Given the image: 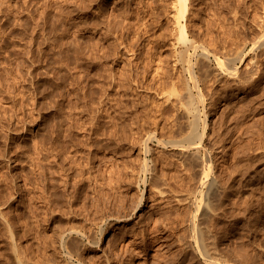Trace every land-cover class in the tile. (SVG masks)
Instances as JSON below:
<instances>
[{
    "label": "rangeland",
    "instance_id": "obj_1",
    "mask_svg": "<svg viewBox=\"0 0 264 264\" xmlns=\"http://www.w3.org/2000/svg\"><path fill=\"white\" fill-rule=\"evenodd\" d=\"M211 1L210 2L209 0L204 1L205 3H208V2L209 3L206 4L207 5L206 8H208V10L204 9L205 10V11L203 10L204 13L203 12L201 13L202 16L204 15L205 18L210 17V14L212 15L215 8H218V10L221 8L222 10L221 9L220 10L222 11V14L229 16L227 21L231 22V23L229 22L226 23L228 24L227 28H229L233 24V21H232L233 19L231 18L234 15L233 12H235V14H236V11L240 12L238 15H241V17L245 15L244 12L247 13L246 17L248 20L244 16L245 18H243L242 21L246 20L247 23L249 24L250 21L253 19L251 18L249 20L250 17H253L254 14L256 17V15L260 13L259 11H261L262 13V8L264 4V0H242V2L241 0H239L241 3H244V4H241L239 1H238L239 2L238 4L237 0L236 1L233 0V2L232 0H226V1L224 0L227 3L221 0H220L221 2L219 0H214L216 1L215 3L214 1L213 2ZM223 2L225 4H223ZM228 2L230 4H228ZM210 3L211 5L209 6ZM216 3H221L223 4V6L221 4L218 5ZM226 4H228V6L231 5L233 8H236L237 10L233 9L231 6L230 7L227 6L228 8H226ZM214 5H216V7ZM237 5L239 8H237ZM242 6H245V7H242ZM137 8L139 9V6L137 5V0H0V135H1L0 138L2 139V140L0 139V192H1L0 201L3 198L2 196L6 198V201L2 199V201L0 202V205H1L0 206V264H7V263L8 264H18V261L14 255V249H13L14 247H12L13 241H14L12 232L14 231H15L14 233L15 241L20 242L21 247L25 248V251L23 250L25 254L31 251L30 253L27 254L28 255L27 258L31 259L32 257V260L34 258L35 259L37 258V261L35 260L36 264L37 263L38 264H45V263L51 264L53 260H54L53 262L56 261L57 263L62 264V262H64L66 259L68 260H66L63 264H67V263L69 264L70 258L68 255L67 248L70 247L71 243L66 244V242L62 240V237H61L62 230L60 232L58 228H60L61 226L59 227L58 224L62 225L63 228H60V229H63V230L66 224L68 225L66 226L67 228L65 229L74 228L76 225H78L77 227H75L76 229L82 228L81 230H83L85 234L90 232L89 234H91V237H93L94 234L97 233L100 227V224H102L103 226L105 225V223H106L105 227L107 230L105 231L102 241L99 245L94 244L89 240L91 239L89 234L85 235V239H84L85 241L83 243L84 246L82 245V247L84 249L86 248V250H84L82 247L80 250L81 254L84 256L81 255V257H79V255L77 254L78 257L74 259L75 263L79 261L82 262L83 260V262L86 261L85 262L86 264H92V263L93 264L95 263L96 264H121V263L122 264H129V263L130 264H141V263L142 264H205L204 256L198 250L199 248H198L196 241L193 240V235L195 231H198L199 229L205 230V227H209L216 239L215 250L217 251L216 253L217 256L226 258L229 261H234L235 264H264V105H263L264 104V101H263L264 91H262L264 90V87H263L264 81L259 87L260 89L257 88L256 90L252 91L253 93L249 89L245 88V89L239 90L238 92L236 91L237 95H236V92H234L235 94L233 93V95L231 94L230 96L228 95L226 97H222V98L220 97V99L219 98L216 99L214 103L212 101L210 102L211 98L209 97V95H208V98L206 99L207 101L205 105L206 106L205 110L209 109L208 112H210L209 122H208L209 123L208 126L210 128L209 129L210 134L208 135L209 137H207V143L210 144L209 142H211L210 144L211 146L213 144L216 146L215 160L217 161L218 164L216 163L215 174L217 172L216 174L217 176L222 175V178L224 177V179H222L221 177L220 179L222 181V184H225V189H224L225 191L223 193L221 202L216 207L214 206L213 212L205 213L203 211H198L199 210L198 205H200L203 199L202 196L199 195V193L197 196H194L195 204L191 207L186 206L188 207L187 209L188 211H185L186 210L185 206L182 207L181 204H178L177 206L176 203H173V205L175 204L173 206L174 208L172 207L171 204L167 205L166 203H163L164 205L163 204L162 206L159 205V203L162 202V200L161 198L157 197V194H155V189L152 188V182H151L152 174L150 171H148L147 173V171L144 170L142 164H145V163H143V161L146 162L148 160L147 158H149L148 161H150V164H152L153 166H155L156 164L159 172L161 173L162 167H163V163H161L162 160L164 158H165L164 160L169 159L167 160L169 164L175 162L176 150H175V147L172 144H170L171 142H169V144H167L165 147L164 145H161L160 140L166 141L168 139L167 141H170L172 139V141H175V139L177 140L184 139V136H186V133L188 132L187 130L189 129V127H187V125L185 124L186 123L185 121H187V117H186V120L182 118V116L185 117V115H183V111L181 110V108L176 107L172 103L175 100V97L174 95L172 96L171 94L172 90L169 89L171 87V84H170L171 79H169L170 77L167 75L168 73H171L173 71V66L171 64L172 58H173L172 56L173 51L171 48L172 46L170 44V47H167V45L169 46V43H170V40H169L170 37L169 35H167L169 31L167 30L170 28L169 30L171 32V29H172V27H167V26H172V23H169V24L168 22L166 23L167 18H169V16L166 15V12H162V13H165V15L163 14L164 16L162 15V17L160 16L162 13L157 14V15H155L154 13V16L148 15L149 16L148 20H150L148 22L150 24L149 26L150 28L149 27L148 28L149 30H151L148 33V29H144V27H141L139 30L141 21L140 20L138 21L137 19L138 18ZM162 11H164V9ZM226 12L228 13L226 14ZM129 13H132V14L134 13L133 17H132V14L130 15ZM208 13L209 15H207ZM45 14H48V17L50 20L47 22L48 25L47 24L45 25V31H44V29H42L43 27L42 28H39V27L36 28V27L39 21L40 23L42 22L41 20ZM153 17L154 18L159 17L160 20L158 18V20H156L157 22L156 23ZM34 18L38 19V21L36 19L34 20ZM130 21H132L133 24L130 23ZM168 21L171 22L169 19ZM138 22L140 24L139 26H138ZM150 22L153 24V26H151ZM153 22H155L156 24ZM161 23H162V26H161ZM155 26H157V29ZM215 26L216 25H214V27ZM46 28L48 31L46 30ZM162 28L164 32H162L163 31ZM138 31L139 32L146 31V32H144L145 34L143 36V32L138 33ZM44 32L45 33L47 32L48 35L47 34L45 35ZM170 32L168 34H170ZM163 33H164V36H162ZM215 33H216L215 36L219 37L220 35L221 37V33H223V31L215 29ZM148 35L150 36L153 35V36L150 37ZM158 35L161 37H158ZM222 35H224V33ZM46 36L47 38H49L50 36V41L49 39H47L46 41ZM165 36H168V37L163 38ZM144 37H146L145 41L143 40ZM42 38H45V39H42ZM147 38L150 41H148ZM156 39L157 40L159 39L160 41L159 40L157 41ZM32 40L33 41L35 40V42L33 43ZM38 41H40V43L42 42L41 44L42 46L39 44ZM154 41H156V43ZM74 42L75 44L73 45ZM150 42L153 43L152 45H150V47L154 46L157 48V49L153 48L152 54L150 53V51H147L150 48V47L147 48L148 43ZM37 43L39 44V46H37ZM157 43H158V46H155L157 45ZM77 44L79 45V47H76L78 46ZM67 45H69V48ZM164 45H166V47ZM145 46H147L146 47L147 50ZM159 48L163 50H160ZM144 49L147 51L148 56L146 55V51ZM77 50H79L80 56ZM40 52H41V55H40ZM159 52L162 55H159L160 54ZM144 54L145 56H143ZM165 54H169L172 58H170L169 55H165ZM33 56H37V57H33ZM152 56H153V59H152ZM32 57L34 60L31 59ZM142 57H143V60H142ZM145 57L150 58V60L146 58V60L149 62L148 63L146 61L147 64H145L146 62H144ZM163 57H167V58L169 57V59L167 58L163 59ZM67 58H68V61L70 62V63L68 62V65L66 64ZM160 58L165 60L164 61L165 64L162 62V59ZM157 59L159 63H154L155 62L154 60H157ZM167 61L169 62V64ZM154 64L155 66H158L157 69L154 67ZM148 65L149 66L152 65V66L149 67ZM214 65H216V62H214ZM160 66L167 67V68L166 69L163 68L160 70ZM144 67L146 68L147 71L144 70L145 69ZM67 68L69 69L67 70ZM140 70L141 72H139ZM154 70L155 71L157 70L158 77L157 75L155 77L156 72H154ZM169 70L170 71L172 70V71L170 72ZM160 71L162 73L161 75H159ZM63 73L65 75V78L63 76ZM142 73L144 74L142 75ZM163 73L166 74L165 77H163L164 76ZM152 74L154 75V78L152 77ZM66 76L68 78H66ZM159 78H161L160 81H159ZM162 78L166 79V81H168L167 79H169L170 81L164 83L162 82ZM140 80L143 81L142 83L146 85L144 84L142 85ZM149 80L151 81V83ZM157 82H159L161 86H163L164 84V89L163 87L158 86L159 84ZM46 83L48 85H46ZM152 83H153V87H152ZM49 84L51 85V88ZM155 84L157 87L155 86ZM215 84H217V82ZM52 86H53V90L57 87L54 90V93H53V90H51ZM167 86L169 88H167ZM215 86L219 88L218 84ZM165 87L168 90H166ZM48 88L50 89L51 93L49 92ZM258 92L262 94H258ZM167 93L171 96V98ZM245 94L247 97L245 96ZM253 94H256V96ZM257 94L259 95V97L257 96ZM165 95L167 96V99ZM253 97L256 98L257 100L254 99ZM170 99H172L173 101ZM244 99L246 100V102L248 101L246 103L247 105L245 104ZM252 100H253V103H252ZM100 101H102L103 103ZM255 101L257 102V104L262 101L263 104L262 103L261 104L263 106H260L261 104L257 106ZM232 102L234 103V105ZM208 103L212 104V106L213 105L215 106L212 107L210 104L208 105ZM226 103L228 106L231 104L232 105L228 107ZM254 103L259 108L254 109V106H255ZM47 104H49V106ZM45 105H47L49 108ZM167 105L169 106L167 107ZM241 105L245 106L244 109ZM107 106L110 108H108ZM115 107L117 111H115ZM226 107L227 109L229 108L228 109L229 111L226 110ZM239 107L240 108L242 107L241 108L242 110ZM67 108L70 113L68 112ZM171 108H172V111H170ZM106 109L108 110L106 111ZM122 109L126 112H122V111L120 112H122L123 114L126 113L125 114L126 116L122 115V113H119L118 110H122ZM163 109L166 111H164ZM176 109L178 110V112H175L177 111ZM100 110H101V113H100ZM94 111L96 112L98 111L99 113L98 112L95 113ZM113 111L117 114L112 113ZM102 112L106 113L105 116L102 114ZM166 112L168 113L166 115L167 119L169 118L168 120H166V117L164 118V115L166 114ZM61 113L64 115H61ZM170 113H172L173 116L168 117V115H172ZM180 113H181V116L178 115L179 116L178 117L177 114H180ZM46 115H48L47 116L48 118L46 117ZM116 115L118 116L116 117ZM20 116H22V119ZM58 116L61 117L60 118L61 120L63 119L62 120L63 122L59 119ZM67 116L68 118H66ZM110 116L115 117L114 119L121 125V129H120V125L119 124L117 125V122L114 119L110 121L111 120ZM121 116H123V118ZM124 116H125V121H123ZM232 116H233V120H231ZM170 117H172L171 120H170ZM174 117H176L179 123H180V119L182 120L184 119L181 122L183 126L178 124V122L175 123L176 119ZM225 117L227 118V120L230 119V121H227ZM93 118L95 119L97 118L96 121ZM20 119L23 121H21ZM55 119H56V122H54ZM64 119L65 120L67 119V120L64 121ZM71 119H72L71 123L73 122L72 124H70ZM101 119H103L102 120L103 122L101 121ZM164 119L168 121L167 124L165 123L166 121ZM49 120H51V124H52V121L54 124L52 125L49 124L50 122ZM97 120L100 122L98 123ZM9 121H11V123ZM119 121L122 123H120ZM225 121L226 123H224ZM91 122H95L96 124L91 123ZM113 122H114V125H113ZM123 122L125 126V127L123 126L124 128L122 127ZM100 123L103 125L101 126ZM47 124H49L50 126ZM77 124H79L80 126L79 125L76 126ZM85 124L86 126H83ZM104 124L106 125V127ZM110 124H111V128H110ZM9 125H12V127L14 126V128L9 127ZM53 125H56V126H53ZM61 125H64L67 128ZM68 125L70 126L71 129H69ZM49 127H51V129L52 128L55 129L56 132L53 129L52 131ZM61 127H63V129ZM84 127H87V128H84ZM94 127L96 129L98 128L97 130L99 133ZM212 127H214L213 132L211 131ZM48 128L50 129V132L52 131L51 132L52 134H50ZM57 128H58V131L56 130ZM46 129H47V132H46ZM107 129L109 130L106 131ZM110 129L114 131L112 132ZM215 129H220V130L216 131ZM67 130L69 131L67 132ZM70 130L73 133L70 134ZM100 130L102 131V133ZM115 130H116V133L119 134L117 137H116L117 134L114 133ZM119 130H121V133H118L120 132ZM104 131L108 133L106 134ZM150 132L152 133L154 132L155 136L151 140V145H153L152 151L148 153L146 152L145 148H143L142 140L143 138L144 139L147 138ZM54 133L55 135H53ZM60 133L62 135H59ZM94 133L98 136H96ZM109 133H112V134L114 133L113 134L114 136L111 134V137H110ZM93 134H94L93 136L94 139L92 137ZM214 134L215 136H213ZM52 135L54 137H52ZM56 135H59L60 138ZM73 135L76 136L75 139H77L79 142L76 141L75 139H74L75 142H73L74 141L72 139L74 138ZM139 135L142 137H140ZM85 136L86 137L90 136L92 139L90 137L89 139L84 138ZM101 136H105V137L103 138ZM137 136L139 138H137ZM46 137L50 141L51 139L54 138L55 142L48 141ZM62 137L64 139L66 137L65 141H62L63 139ZM157 138L160 140H158ZM56 139H58L59 142ZM95 139L99 141L100 146H99L98 141H95ZM102 139H105V140H102ZM139 139H142L140 140L141 143ZM215 139H217L216 140L217 142L215 141ZM66 141L69 144H67ZM69 141L72 142V146ZM107 141H109V143H107ZM212 141H215V142L212 143ZM42 142L43 144H45L44 146ZM49 143L51 146L55 144L54 145L55 148L52 149L54 146L51 148ZM82 143H84L85 145L83 146ZM215 143H218V144H215ZM65 144H66V147L64 146ZM76 144L77 145L80 144V145L77 146ZM88 144H90L91 146ZM93 144L94 146H92ZM101 144L103 148L101 147ZM108 144L111 146H109ZM46 145L50 146V148L49 147L47 148ZM5 146H7L8 148L9 146L11 147L9 149L11 150L10 154L12 153L11 155H13L11 156L13 157L12 158L13 160H11L10 162L4 156H2L4 152L3 147ZM59 147H61V150ZM67 147H68V150H67ZM76 147L78 148V151ZM51 149L54 151L56 150V152L53 151L52 153ZM65 149L66 151H64ZM49 150L51 151L48 152ZM84 150L86 151L84 152ZM95 150H98V151L96 152ZM28 151L30 154L28 153ZM67 151L71 153V156L72 154L76 153L77 155L74 154L76 157H74V155L70 157V153ZM79 151H81L80 154H83L82 156L78 153ZM94 151L96 152V154ZM87 153L88 155L90 154V156L92 157L88 156ZM31 154L33 155V157H35L34 158L35 160L33 159L30 160V158H33ZM45 154L47 156H45ZM65 154L68 157H65ZM57 155H60V156H57ZM85 155L87 158H85ZM39 156L42 159H39L38 158ZM77 156L78 157L81 156L79 157L81 160ZM160 156L162 157V159ZM25 158L28 159L29 161H27ZM90 158L91 159L94 158V159L91 161ZM48 159L50 163L47 162ZM157 159L160 161H157ZM57 160L58 161L61 160V161L58 162ZM65 161H67V163H65ZM77 161H78V164H80V166L79 165L75 166ZM85 161L90 162V163L88 162L89 164V166L87 165L88 167L85 166L84 164ZM155 161H157L158 163ZM37 162L39 164H37ZM68 162H69V165H68ZM36 164L39 166H37ZM64 164L65 165L67 164L68 166H65ZM32 165L34 166L35 170ZM50 165L54 169H52ZM71 165L72 167L75 166V168L74 167L72 168ZM171 165L172 164H170V166ZM36 166L38 168H36ZM78 166L80 168L82 167L81 170ZM90 166L91 167L93 166V167L91 168ZM30 167L33 169L31 170ZM49 167H50V171H49ZM84 168L86 171L84 170ZM72 170L73 171L77 170L80 172V174H77L79 172L77 171L73 172ZM52 171H54L53 172L54 177L52 176ZM38 172L41 174H39ZM49 172L51 173L50 177L48 176V174L50 175ZM65 172L67 176L64 175ZM87 172L91 175V177L90 175H88ZM218 172L219 174L220 173L222 174L219 175ZM70 173L73 175L74 178L72 177ZM81 173L82 174L84 173L82 175V178H81ZM46 174L48 177H46ZM92 174L94 175V177H92L93 176ZM97 174H99V176H97ZM57 175H59V178ZM55 176H56V179H58L57 181H55ZM62 176H65V177H62ZM75 176L78 177V179L81 178L82 181L80 179L76 180ZM95 176H97L98 179ZM59 180H62L60 181L61 185L59 183ZM63 180L65 181L66 185L64 184ZM68 180H71V181L73 180V182L78 183V185ZM79 181H81V186H80ZM56 182L59 184V186ZM20 183H21V186H20ZM49 183L51 186L49 185ZM71 184L73 185V190H71L70 192L69 190L72 187ZM48 185L51 190H49ZM91 185L93 186V188ZM95 185L99 189L97 188L94 189ZM74 188L76 189L78 188L77 190L79 191H77ZM183 188L184 190L187 189L188 185L185 184ZM17 189H19V191ZM151 189L153 192L151 191ZM9 191H10V194L8 195ZM72 192H73V195L71 194ZM48 193L51 194V196L53 197H51ZM11 194H13V197H11L12 196ZM9 196L12 199H10ZM57 196H59V198H57ZM74 196L77 198L75 199ZM120 197L121 198L124 197V199H122L123 203ZM18 198H21V200ZM54 199L55 201L57 200L56 201L57 203L53 201ZM120 200H121V203H120ZM138 201L142 202V206L136 209L137 207L136 205H138L136 203H138ZM2 202L5 203L4 206H3L4 203ZM53 202H55L56 204H53ZM58 202L60 203V205ZM105 205L109 207L107 208ZM124 205H125V208H124ZM133 205L136 207L133 208L132 207ZM97 206L99 210L98 208H96ZM113 206L115 209H111L113 208ZM118 206H120L121 209ZM104 207H106L107 209ZM117 207L120 210H117L118 209ZM169 207L171 208L169 209ZM190 208L192 209L190 210ZM3 209L5 211H3ZM76 209L79 214H77ZM122 209H123V212H121ZM1 210L3 211L4 215L2 214ZM133 210H135V214ZM161 210L164 211L162 212L163 214L166 213V215L164 214L165 217L160 212ZM167 210L168 211L170 210V211L167 212ZM189 210H190V213H189ZM105 211H106V214H105ZM125 211L126 213L127 212L129 213V211L130 213L132 212V214L129 213V216L131 215V219H126L122 221L114 220L113 222H111L113 224L110 223L111 226L108 225L109 218L111 216H115L112 213L119 215L121 213L124 214ZM158 212H160V214ZM107 214L109 215V217ZM148 215L150 216L154 215L155 218L157 217L158 218L157 220H155V218H152V216L150 217ZM159 215H162V216H159ZM101 216H103L104 219ZM6 217L7 218L9 217V218L6 219ZM11 217H12V220L10 219ZM91 217H92V222L90 220ZM100 217L102 219L99 220ZM147 218H149L152 221H149V219ZM94 220L95 221L97 220L98 222L96 221L97 222L96 223ZM153 220H155V222H158L156 223L158 225L156 229L157 228L158 229L157 230L155 229L156 231L151 232L149 231L148 226L146 225L147 224L149 225L150 223L154 224ZM10 221H12L13 223H10ZM74 221L75 222L79 221V222L74 224L75 226H73ZM62 223L64 224V226ZM71 223L73 227L69 225ZM12 225L15 228H13ZM80 226L82 227L80 228ZM92 228H95V229H92ZM140 228H142V230H140ZM119 229H121L122 232ZM124 229L125 230L127 229V230L124 231ZM131 229L132 231L134 230V232H132ZM92 230L94 232H92ZM137 231H139V233ZM59 232L61 234H58ZM123 232H125L124 236L122 234ZM142 232L143 234L139 235ZM136 234L137 236L134 237V235ZM19 235H20V238H19ZM49 236L54 237V238L50 239ZM145 236H146V240H145ZM117 237H121L122 239L126 237L127 241L133 238L134 243L132 244V246L136 247V250L138 249L137 250L138 252L135 249L133 251L129 250V252L124 251L121 246V243L123 242V240L121 238L117 239ZM137 239H139V241ZM142 239L145 242H143ZM8 240L10 241L7 242ZM54 240L56 241L57 244L54 243L55 242ZM10 242H11V245H10ZM43 242H47L46 245L48 246L45 247V243ZM41 244H42V248L40 246ZM60 245H62L63 247ZM66 245L67 247H65ZM136 245L138 246V248ZM109 247L111 248V251L114 253L110 251ZM120 247L122 250V254L124 252L123 255H121ZM56 248L57 249L59 248V250L61 251L56 250ZM26 249H28L27 250L28 252L26 251ZM114 249H116L117 251ZM139 250L140 252H143L140 255H139ZM32 251L33 253H35V255L32 253ZM43 251L46 253L48 258L45 257L46 255L45 253H43ZM50 251L53 252L52 255H53V258L55 257L54 259H52V255ZM54 251L55 252L57 251L55 255H54L55 253ZM109 252L110 254H112L111 256ZM117 252L120 254V255L118 254L119 258L117 256ZM129 253H131L132 255ZM13 255L15 258L13 257ZM95 255H98L99 257H97L96 259ZM114 255H116V259H114L115 258ZM7 257L9 260L7 259ZM56 257L57 258L59 257V259H57ZM85 257L87 258V260H85ZM42 258L44 260L46 259V261L45 262L44 260L42 261L41 260ZM47 259H49L51 263L49 260L48 262ZM93 259H96L94 260L95 262L93 261ZM32 260H29L31 261V264L34 263V260L33 261ZM125 260H128L129 262ZM119 261L121 262L119 263Z\"/></svg>",
    "mask_w": 264,
    "mask_h": 264
},
{
    "label": "bare ground",
    "instance_id": "obj_2",
    "mask_svg": "<svg viewBox=\"0 0 264 264\" xmlns=\"http://www.w3.org/2000/svg\"><path fill=\"white\" fill-rule=\"evenodd\" d=\"M204 1H208V0H137V5L139 6V9H138V21L140 20L141 21V25L139 24V22H138V26H139V30H140V28L141 27H144V29H148V33H149V31H151V30H149V26H150V24L148 23L150 20H148V17L149 16H154V13H155V15H157V14H161L162 12H166V15H168L169 16V18H167V21H166V23L168 22V24L169 23H172V26H167V27H172V29H171V32H170V28L167 30V31H169L170 32V34H168L167 33V35H169V37H170V43H169V46L167 45V47H170V44H171V48H172V51H173V53H172V56H173V58L170 56L171 55V53H170V55L169 54H165V55H169L170 56V58H172V62H171V64H172V66H173V71L171 72L170 70V72L171 73H168V75L167 76H169L170 78L169 79H171V87H172V89H171V87L169 88L168 86H167V88H169L170 90H172V96L174 95V97H175V100L173 101L172 99H170V100H172L173 102V104L176 106V107H180L181 108V110L183 111V115H185V117H183L182 116V118H184L185 120H186V117H187V121H185L186 123V125H187V127H189V129L187 130L188 132L186 133V136H184V139H179V140H177V139H175V141H172V139L170 140V141H164V140H160V139H158V140H160V143H161V145H164L165 147H166V145L167 144H169V142H171L170 144H172L174 147H175V150H176V153H175V158H176V160H175V162H173V163H170V164H172L171 166H170V164L167 162V160H169V159H167V160H162V162L161 163H163V167H162V171H161V173L159 172V170H158V168H157V165L155 164V166H153L152 164H150V161H148L149 160V158H147L148 160L146 161V162H144L143 161V163H145V164H142L143 165V168H144V170L145 171H147V173H148V171H150L151 172V174H152V180H151V182H152V188H154L155 189V194H157V197H159V198H161V200H162V202H160L159 203V205H161L162 206V204L163 203H166L167 205L169 204H171L172 205V207L175 205H173V203H176L177 204V206H178V204H181L182 205V207H184L185 206V208H186V210L185 211H188L187 209H188V207L190 206H193L194 204H195V197L194 196H197L198 195V193H199V195H201L202 196V202L200 203V205H198V211H203V212H205V213H212L213 212V210H214V206L216 207L220 202H221V199H222V196H223V193H224V189H225V184H222V181H221V179H220V177L222 178V175L221 176H217L216 174H217V172H216V174H215V170H216V163H217V161L215 160V150H216V146L214 145H210L211 144V142H209L210 144H208L207 143V137H209L208 135L210 134V128H209V114H210V112H208V110H205L206 108V99L208 98V95H209V97L211 98V100H210V102L212 101L213 103L216 101V99H220V97L222 98V97H226V96H230L231 94L233 95V93L234 92H238L239 90H242V89H249L251 92L252 91H254V90H256L257 88H259L260 86H261V84L263 83V81H264V4H263V8H262V13H261V11H259L260 13H258L257 15L259 16H257L256 15V17H255V14L253 15V17H250L249 18V20L251 19V18H253L251 21H250V23L248 24L247 23V21L246 20H244V21H242V19L243 18H245L246 17V15H247V13H245L244 12V14L245 15H243V17H241V15H238L240 12H237L236 11V14H235V12H233L234 13V15H233V17H231L233 20V24L231 25V24H229V25H231L229 28H227L228 27V24H226V23H228L229 21H227L228 20V18H229V16H226V15H224V14H222V9L219 11L218 10V8H215V10L213 11V13H212V15L210 14V17H207V18H205V16L203 17L202 16V12L204 13V9H207L208 10V8H206V4H208L211 0H209V2L208 3H205ZM214 1V0H213ZM213 1H211V2H213ZM220 1V0H219ZM221 1H224V0H221ZM220 1V2H221ZM226 1V0H225ZM224 1V2H225ZM236 1V0H235ZM239 0H237V2H238ZM216 1H214V3H215ZM223 2V4H225V3H227V2H225L224 3ZM232 2H233V0H232ZM240 2V1H239ZM239 2H238V4H239ZM241 2H242V0H241ZM240 2V3H241ZM235 3V2H234ZM213 4V3H212ZM216 4H221V3H216ZM223 4H221L222 6H223ZM228 4H230L229 2H228ZM228 4H226V8H228V7H230V6H228ZM236 4V3H235ZM234 4V5H235ZM241 4H244V3H241ZM211 5V3L209 4V6ZM218 5H217V7H218ZM232 5H233V3H232ZM215 7H216V5H214ZM228 6V7H227ZM240 6V5H239ZM221 7V6H220ZM225 7V6H224ZM232 7V6H231ZM236 7V6H235ZM241 7V6H240ZM242 7H245V6H242ZM212 8V7H211ZM210 8V9H211ZM233 8V7H232ZM237 8H239L238 7V5H237ZM164 9V11H162ZM231 9V8H230ZM229 9V10H230ZM233 9H235V10H237L236 8H233ZM232 9V10H233ZM204 10V11H203ZM207 10H206V12H207ZM228 10V9H227ZM234 10V11H235ZM231 11V10H230ZM242 11V10H241ZM130 12V11H129ZM205 12V13H206ZM212 12V11H211ZM256 12H258V11H256ZM47 13V12H46ZM225 13V12H224ZM228 12H226V14H227ZM232 13V14H233ZM130 15L132 14V13H129ZM128 14V15H129ZM165 15V13H162L160 16L162 17V15ZM243 14V13H242ZM133 15H134V13L132 14V17H133ZM149 15V16H148ZM163 15V16H164ZM207 15H209V13L207 14ZM245 16V17H244ZM131 17V16H130ZM255 17V18H254ZM129 18V17H128ZM159 18V17H158ZM158 18H154L153 17V19L155 20V22H156V20H158ZM36 18H34V20H35ZM152 19V20H153ZM168 19L171 21V22H169L168 21ZM246 19H247V17H246ZM37 21H38V19H36ZM50 19H49V17H48V14H45L44 16H43V18H42V22L40 23V21L37 23V27L36 28H42V29H44V31H45V25L47 24V22L49 21ZM153 20V21H154ZM159 20H160V18H159ZM163 20V19H162ZM248 20V19H247ZM36 21V22H37ZM227 21V22H226ZM152 22V21H151ZM150 22V23H151ZM155 22H153V23H155ZM160 22V21H159ZM164 22V21H163ZM162 22V23H163ZM34 23H35V21H34ZM50 23H51V21H50ZM52 23H54V22H52ZM130 23H132L133 24V22L132 21H130ZM157 23V22H156ZM155 23V24H156ZM162 23H161V26H162ZM229 23H231V22H229ZM159 24V23H158ZM168 24H166V25H168ZM48 25V24H47ZM160 25V24H159ZM214 25H216L215 27H214ZM53 26H55V25H53ZM57 26V25H56ZM151 26H153V24L151 23ZM164 26V25H163ZM149 27V28H148ZM156 27V29H157V26H155ZM166 27V28H167ZM48 28V27H47ZM47 28H46V30H47ZM54 28V27H53ZM152 29V28H151ZM160 29V28H159ZM158 29V30H159ZM215 29L216 30H221V31H223V33H224V35H222L223 33H221V37H220V35H219V33H218V35H219V37L218 36H215L216 35V33H215ZM37 30V29H36ZM40 30V29H39ZM143 30V29H142ZM162 30H163V28H162ZM48 31V30H47ZM141 32V31H140ZM139 31H138V33H140ZM143 32V31H142ZM141 32V33H142ZM144 32H146V31H144ZM143 32V36H144V33ZM162 32H164V30L162 31ZM161 32V33H162ZM219 32V31H218ZM45 33V32H44ZM43 33V34H44ZM138 33H137V35H138ZM158 33V32H157ZM166 33V32H165ZM35 34V33H34ZM47 34V32L45 33V35ZM159 34V33H158ZM48 35V34H47ZM140 35V34H139ZM160 35V34H159ZM158 35V37H161V36H159ZM43 36V35H42ZM148 36H150V35H148ZM153 35H151L150 37H152ZM162 36H164V33H163V35ZM222 36H224V37H222ZM157 37V38H158ZM168 36H165V37H163V38H167ZM35 38V37H34ZM33 38V39H34ZM38 38V37H37ZM140 38H142V37H140ZM145 38L146 37H144V41H145ZM149 38V37H148ZM147 38V39H148ZM42 39H45V38H42ZM42 39H41V41H42ZM47 39H49V41H50V36H49V38H47V36H46V41H47ZM160 39H162V38H160ZM167 39V40H168ZM37 40V39H36ZM152 40H154V39H152ZM151 40V41H152ZM157 40V39H156ZM159 40V39H158ZM157 40V41H158ZM33 41V40H32ZM44 41V40H43ZM45 41V42H46ZM148 41H150L149 39H148ZM160 41V40H159ZM35 42V40L33 41V43ZM39 42V44L41 45L42 44V42L40 43V41H38ZM73 42V41H72ZM146 42H147V40H146ZM145 42V43H146ZM155 43H156V41H154ZM163 42V41H162ZM44 43V42H43ZM71 43V42H70ZM76 43H77V41H76ZM39 44L37 43V46H39ZM45 44V43H44ZM49 44H50V42H49ZM68 44H69V42H68ZM75 44V42L73 43V45ZM143 44H144V42H143ZM142 44V45H143ZM153 43H148V47L147 46H145V48L147 47V48H149L150 47V45H152ZM162 44V43H161ZM36 45V44H35ZM34 45V46H35ZM71 45V44H70ZM78 45V44H77ZM166 45H164L165 47H166ZM42 46V45H41ZM46 46V45H45ZM68 46V48H69V45H67ZM76 46V45H75ZM155 46H158V43H157V45H155ZM159 46H160V44H159ZM162 46V45H161ZM76 47H79V45L78 46H76ZM76 47H75V49H76ZM34 48V47H33ZM40 48V47H39ZM43 48V47H42ZM73 48H74V46H73ZM147 48H146V50H147ZM153 48H155V49H157L156 47H154V46H151L147 51H150V53L152 54L153 53ZM163 48V47H162ZM44 49H45V47H44ZM80 49H81V47H80ZM160 49V48H159ZM167 49V48H166ZM34 50V49H33ZM39 50V49H38ZM47 50V49H46ZM145 50V49H144ZM145 50V51H146ZM160 50H163V49H160ZM159 50V51H160ZM40 51V50H39ZM38 51V52H39ZM58 51V50H57ZM75 51V50H74ZM81 51V50H80ZM141 51V50H140ZM147 51H146V55H147ZM168 51V50H167ZM31 52V51H30ZM38 52H37V54H38ZM47 52V51H46ZM77 52H79V50H77ZM137 52V51H136ZM144 52V51H143ZM156 52H157V50H156ZM162 52V51H161ZM169 52H170V50H169ZM44 53V52H43ZM140 53V52H139ZM155 53V52H154ZM160 53V52H159ZM158 53V54H159ZM163 53V52H162ZM168 53V52H167ZM47 54V53H46ZM48 54H49V52H48ZM78 54V53H77ZM135 54H137V53H135ZM142 54V53H141ZM150 54V55H151ZM31 55H32V53H31ZM40 55H41V52H40ZM44 55V54H43ZM82 55V54H81ZM137 55H139V54H137ZM136 55V56H137ZM159 55H162L161 53L159 54ZM47 56V55H46ZM77 56V55H76ZM79 56H80V52H79ZM143 56H145V54L143 55ZM148 56V55H147ZM155 56V55H154ZM157 56V55H156ZM194 56V57H193ZM31 57V56H30ZM33 57H37V56H33ZM33 57L31 58V59H33ZM82 57V56H81ZM150 57V56H149ZM160 57H162V56H160ZM80 58V57H79ZM78 58V59H79ZM146 58H148V57H145V61L144 62H146L147 60H146ZM155 58V57H154ZM164 58H167V57H163V59ZM30 59V60H31ZM36 59V58H35ZM41 59H43V58H41ZM149 60H150V58H148ZM152 59H153V56H152ZM160 59H162V58H160ZM162 59V62L164 63V61L165 60H163ZM167 59H169V57L167 58ZM34 60V59H33ZM37 60H38V58H37ZM40 60V59H39ZM142 60H143V57H142ZM36 61V60H35ZM35 61H33V62H35ZM152 61V60H151ZM155 62L154 63H159V61H158V59L157 60H154ZM156 61H158V62H156ZM169 61V60H168ZM167 61V62H168ZM32 62V63H33ZM68 58H67V62H66V64L68 65ZM148 62V61H147ZM147 62L145 63V64H147ZM214 62H216V65H214ZM70 63V62H69ZM141 63H142V61H141ZM140 63V64H141ZM149 63V62H148ZM35 64V63H34ZM144 64V63H143ZM153 64V63H152ZM162 64V63H161ZM165 64V63H164ZM168 64H169V62H168ZM167 64V65H168ZM36 65V64H35ZM67 65H66V67H67ZM87 65V64H86ZM85 65V66H86ZM139 65V64H138ZM157 65V64H156ZM160 65V64H159ZM82 66V65H81ZM144 66V65H143ZM146 66V65H145ZM149 66V65H148ZM152 66V65H151ZM151 66H149V67H151ZM164 66H166V65H164ZM171 66V65H170ZM65 67V68H66ZM137 67V66H136ZM140 67V66H139ZM154 67L157 69V67L158 66H155V64H154ZM162 67V68H161ZM70 68V67H69ZM69 68H67V70L69 69ZM145 68V67H144ZM143 68V69H144ZM148 68V67H147ZM154 68V69H155ZM166 69L167 67H163V66H160V70L161 69ZM170 68V67H169ZM138 69H140V68H138ZM142 69V68H141ZM149 69V68H148ZM65 70V69H64ZM63 70V71H64ZM144 70H146V68L144 69ZM159 70V69H158ZM168 70V69H167ZM166 70V71H167ZM100 71V70H99ZM147 71V70H146ZM168 71V72H169ZM70 72V71H69ZM139 72H141V70L139 71ZM144 72V71H143ZM150 72H151V70H150ZM154 72H156V74H155V77H156V75H157V70L155 71L154 70ZM162 72H163V70H162ZM164 72H165V70H164ZM68 73V72H67ZM102 73V72H101ZM66 74V73H65ZM100 74V73H99ZM144 73H142V75H143ZM154 74V73H153ZM152 74V77L154 78V75ZM162 73H161V71H160V73H159V75H161ZM164 74V76L163 77H165L166 76V74L165 73H163ZM170 74V75H169ZM67 75V74H66ZM140 75V74H139ZM146 75V74H145ZM150 75V74H149ZM63 76H64V78H65V75H64V73H63ZM101 76H102V74H101ZM137 76H138V74H137ZM143 77V76H142ZM141 77V78H142ZM157 77H158V75H157ZM66 78H68L67 76H66ZM100 78V77H99ZM103 78V77H102ZM101 78V79H102ZM114 78V77H113ZM138 78V77H137ZM151 78V77H150ZM167 78V77H166ZM228 78V79H227ZM47 79V78H46ZM45 79V80H46ZM49 79V78H48ZM104 79V78H103ZM160 79L161 78H159V81H160ZM163 79L164 78H162V82H168V81H170L169 79H167L168 81H166V79H164V81H163ZM230 79V80H229ZM54 80V79H53ZM65 80V79H64ZM100 80V79H99ZM157 80V79H156ZM156 80H155V82H156ZM51 81V80H50ZM55 81V80H54ZM104 81V80H103ZM137 81H138V79H137ZM141 81V80H140ZM145 81V80H144ZM150 81V80H149ZM153 81V80H152ZM47 82V81H46ZM67 82V81H66ZM143 81H141V83H142ZM146 82H147V80H146ZM154 82V81H153ZM217 82V84H218V86H219V88H217L215 85H217V84H215ZM45 83V82H44ZM48 83H49V81H48ZM58 83V82H57ZM99 83H100V81H99ZM103 83V82H102ZM106 83V82H105ZM104 83V84H105ZM140 83V82H139ZM150 83H151V81H150ZM158 84H159V82H157ZM161 83V82H160ZM56 84V83H55ZM54 84V85H55ZM144 83H142V85H143ZM148 84H149V82H148ZM147 84V85H148ZM163 84V83H162ZM169 84V85H170ZM264 84V83H263ZM46 85H48L47 83H46ZM50 85V84H49ZM51 85H52V83H51ZM51 85H50V88H51ZM66 85H67V83H66ZM144 85H146V84H144ZM168 85V84H167ZM100 86H101V84H100ZM149 86V85H148ZM151 86V85H150ZM155 86H156V84H155ZM158 86H161L160 84L158 85ZM43 87V86H42ZM102 87H103V85H102ZM101 87V88H102ZM152 87H153V83H152ZM157 87V86H156ZM161 87H163V89H164V84H163V86H161ZM161 87H159V88H161ZM263 87H264V85H263ZM44 88V87H43ZM57 88V87H56ZM55 88V89H56ZM45 89V88H44ZM49 89V88H48ZM47 89V90H48ZM54 89V90H55ZM165 89H166V87H165ZM260 89V88H259ZM46 90V89H45ZM51 90H53V86H52V89ZM54 90H53V93H54ZM166 90H168V89H166ZM169 90V91H170ZM262 91H264V90H262ZM261 91V92H262ZM49 92H50V89H49ZM237 92H236V95H237ZM260 92V91H259ZM258 92V94H262V93H259ZM51 93V92H50ZM52 93V94H53ZM169 93V92H168ZM167 93V94H168ZM250 93V92H249ZM253 93V92H252ZM264 93V92H263ZM170 94V93H169ZM168 94V95H169ZM235 94V93H234ZM244 94V93H243ZM257 94V96L259 97V95ZM235 95V96H236ZM253 95H255L256 96V94H253ZM252 95V96H253ZM166 96V95H165ZM170 96V95H169ZM245 96H246V94H245ZM251 96V97H252ZM254 96V97H255ZM262 96V95H261ZM232 97V96H231ZM239 97V96H238ZM247 97V96H246ZM253 97V98H254ZM104 98V97H103ZM102 98V99H103ZM170 98H171V96H170ZM173 98V97H172ZM243 98V97H242ZM250 98V97H249ZM252 98V99H253ZM101 99V100H102ZM166 99H167V96H166ZM168 99H169V97H168ZM229 99V98H228ZM254 99H256V98H254ZM253 99V100H254ZM224 100V99H223ZM245 100V99H244ZM247 100H248V98H247ZM253 100H252V103H253ZM257 100V99H256ZM105 101V100H104ZM167 101H169V100H167ZM235 101V100H234ZM259 101V100H258ZM264 101V100H263ZM100 102H102V101H100ZM107 102V101H106ZM109 102V101H108ZM226 102V101H225ZM229 102V101H228ZM238 102V101H237ZM248 102V101H247ZM246 102V100H245V104L247 103ZM250 102V101H249ZM256 102V101H255ZM103 103V102H102ZM111 103V102H110ZM165 103H166V101H165ZM217 103V102H216ZM233 103V102H232ZM239 103V102H238ZM241 103V102H240ZM244 103V102H243ZM242 103V104H243ZM251 103V102H250ZM262 103V101L260 102V103H258L257 104V102H256V104H257V106L258 105H260ZM107 104V103H106ZM117 104V103H116ZM171 104V103H170ZM169 104V105H170ZM210 103H208V105H209ZM244 104V105H245ZM255 104V103H254ZM256 104H255V106H254V109H256V108H259V107H257L256 106ZM263 104V103H262ZM260 105V106H263V105ZM48 106H49V104H47ZM47 105H45V106H47ZM101 105V104H100ZM118 105V104H117ZM169 105H167V107L169 106ZM211 106H212V104H210ZM226 105H227V103H226ZM232 105V104H231ZM231 105H229V106H231ZM233 105H234V103H233ZM236 105H238V104H236ZM242 106L243 107V109H244V107L245 106ZM247 105V104H246ZM252 105V104H251ZM47 106V107H48ZM112 106V105H111ZM174 106V107H175ZM204 106V107H203ZM213 106H215V105H213ZM212 106V107H213ZM217 106V105H216ZM228 106V105H227ZM228 106V107H229ZM249 106V105H248ZM108 107V106H107ZM117 107H119V106H117ZM166 107V108H167ZM172 107V106H171ZM238 107V106H237ZM241 107V108H242ZM251 107V106H250ZM46 108V107H45ZM49 108V107H48ZM51 108V107H50ZM102 108V107H101ZM108 108H110V107H108ZM113 108H114V106H113ZM164 108V107H163ZM232 108V107H231ZM235 108V107H234ZM240 108V107H239ZM240 108V109H241ZM247 108V107H246ZM245 108V109H246ZM120 109V108H119ZM162 109V108H161ZM178 109V108H177ZM176 109V110H177ZM229 109V108H228ZM227 109V107H226V110H228ZM238 109V108H237ZM49 110V109H48ZM64 110V109H63ZM67 110H68V108H67ZM98 110V109H97ZM108 109H106V111H107ZM110 110V109H109ZM164 110V109H163ZM213 110V109H212ZM231 110V109H230ZM242 110V109H241ZM47 111V110H46ZM65 111V110H64ZM115 111H117V109H116V107H115ZM119 111V113H122V112H126V111H124L123 109L122 110H118ZM120 111H122V112H120ZM164 111H166V110H164ZM168 111V110H167ZM170 111H172V108H171V110ZM173 111H175V110H173ZM181 111V112H182ZM211 111V110H210ZM229 111V110H228ZM48 112V111H47ZM68 112H69V110H68ZM95 113H97L96 111H94ZM109 112V111H108ZM169 112V111H168ZM175 112H178V110L177 111H175ZM63 113V112H62ZM61 113V115H64V114H62ZM70 113V112H69ZM68 113V114H69ZM99 113V112H98ZM100 113H101V110H100ZM112 113H114V114H117V113H115L114 111L112 112ZM172 113H174V112H172ZM172 113H170V114H172ZM49 114H51V113H49ZM66 114V113H65ZM67 114V115H68ZM94 114V113H93ZM102 114L105 116V112L103 113L102 112ZM110 114V113H109ZM108 114V115H109ZM126 113H122V115H125ZM128 114V113H127ZM168 113L166 112V114L164 115V118L166 117V120H168L167 119V115ZM45 115V114H44ZM54 115V114H53ZM98 115V114H97ZM107 115V116H108ZM119 115V114H118ZM118 115H116V117L118 116ZM181 116V113L180 114H177V116ZM13 116V115H12ZM18 116V115H17ZM48 115H46V117H47ZM57 116V115H56ZM70 116V115H69ZM114 116V115H113ZM126 116V115H125ZM125 116H124V119H123V121H125ZM169 116H173V114L172 115H168V117ZM175 116V115H174ZM178 116V117H179ZM21 117V119H22V116H20ZM19 117V118H20ZM53 117V116H52ZM55 117V116H54ZM59 117V119L61 118L60 116H58ZM94 117V116H93ZM97 117V116H96ZM102 117V116H101ZM122 118H123V116H121ZM13 118V117H12ZM17 118V117H16ZM48 118V117H47ZM50 118V117H49ZM63 118V117H62ZM65 118V117H64ZM66 118H68V116L66 117ZM99 118V117H98ZM104 118V117H103ZM115 117H112V116H110V121H112L113 119H114ZM121 118V119H122ZM171 118L172 117H170V120H171ZM175 119H176V117H174ZM224 118V117H223ZM223 118H222V120H223ZM226 118V117H225ZM231 118V117H230ZM20 119V120H21ZM70 119V118H69ZM93 119H95V118H93ZM97 119V118H96ZM96 119H95V121H96ZM100 119V118H99ZM98 119V120H99ZM105 119H106V117H105ZM117 119V118H116ZM178 119H180V118H178ZM183 119V120H184ZM19 120V119H18ZM57 120H58V118H57ZM61 120V119H60ZM63 120V119H62ZM61 120V121H62ZM67 120V119H66ZM65 119H64V121H66ZM97 120V121H98ZM103 119H101V121H102ZM115 120V119H114ZM119 120V119H118ZM165 120V119H164ZM165 120V121H166ZM182 119H180V123L178 122V120L176 119L175 120V123H177L178 122V124H180V125H182L181 124V122L183 121ZM220 120V119H219ZM226 120H227V118H226ZM231 120H233V116H232V119ZM12 121V120H11ZM11 121H9L10 123H11ZM21 121H23V120H21ZM50 122H49V124H51V120H49ZM71 121H72V119L70 120V124H72L71 123ZM91 121H92V119H91ZM94 121V120H93ZM116 121V120H115ZM121 121V120H120ZM119 121V122H120ZM227 121H230V119H228ZM54 122H56V119L54 120ZM63 122V121H62ZM69 122V121H68ZM100 121H98V123H99ZM103 122V121H102ZM117 122V121H116ZM167 122L168 121H166L165 123L167 124ZM170 122V121H169ZM223 122V121H222ZM221 122V123H222ZM15 123H16V121H15ZM44 123H46V122H44ZM48 123V122H47ZM60 123V122H59ZM59 123H58V125H59ZM65 123V122H64ZM79 123V122H78ZM91 123H95V122H91ZM90 123V124H91ZM111 123V122H110ZM120 123H122V122H120ZM126 123V122H125ZM171 123V122H170ZM173 123V122H172ZM221 123H220V125H221ZM224 123H226V121L224 122ZM49 124H47V125H49ZM52 124H54L53 123V121H52ZM51 124V125H52ZM56 124V123H55ZM61 124V123H60ZM66 124V123H65ZM69 124V123H68ZM82 124V123H81ZM96 124V123H95ZM106 124H108V123H106ZM119 123L117 122V125H118ZM79 124H77L76 126H78ZM92 125V124H91ZM98 125V124H97ZM100 125L102 126L103 124H101L100 123ZM99 125V126H100ZM105 125V124H104ZM113 125H114V122H113ZM116 125V124H115ZM120 125V124H119ZM126 125V124H125ZM16 126V125H15ZM43 126H45V125H43ZM50 126V125H49ZM53 126H56V125H53ZM53 126H51V127H53ZM61 126H64V125H61ZM69 126V125H68ZM80 126V125H79ZM83 126H86V124L85 125H83ZM83 126H81V127H83ZM93 126H95V125H93ZM124 126V122H123V125H122V127ZM183 126V125H182ZM212 126H214V125H212ZM9 127H12V125H9ZM51 127H49L50 129H51ZM60 127V126H59ZM65 127V126H64ZM88 127V126H87ZM87 127H84V128H87ZM92 127V126H91ZM90 127V128H91ZM105 127H106V125H105ZM104 127V128H105ZM115 127V126H114ZM117 127H119V126H117ZM125 127V126H124ZM123 127V128H124ZM12 128H14V126L12 127ZM16 128V127H15ZM48 128V129H49ZM56 128V127H55ZM62 129H63V127H61ZM65 128H67V127H65ZM64 128V129H65ZM95 128V127H94ZM110 128H111V124H110ZM213 128L214 127H212V132H213ZM17 129V128H16ZM50 129H49V132H50ZM53 129V128H52ZM51 129V130H52ZM69 129H71L70 128V126H69ZM93 129V128H92ZM96 129V128H95ZM98 129V128H97ZM96 129V130H97ZM99 129H101V128H99ZM112 129H114V128H112ZM112 129H110L112 132L114 131V130H112ZM120 129H121V125H120ZM54 131H55V129H53ZM52 130V131H53ZM57 131H58V128L56 129ZM66 130V129H65ZM85 130V129H84ZM94 130V129H93ZM109 129H107L106 131H108ZM123 130V129H122ZM216 131H218V130H220V129H215ZM215 130H214V132H215ZM51 131V132H52ZM60 131V130H59ZM63 131V130H62ZM69 130H67V132H68ZM91 131V130H90ZM89 131V132H90ZM101 131V130H100ZM106 131H104L106 134L108 133V132H106ZM110 131V132H111ZM118 131V130H117ZM120 132H118V133H121V130H119ZM150 131V130H149ZM153 131V130H152ZM16 132V131H15ZM46 132H47V129H46ZM46 132H45V134H46ZM50 132V134H52ZM56 132V131H55ZM65 132V131H64ZM87 132V131H86ZM95 132V131H94ZM97 132H98V130H97ZM156 132V131H155ZM18 133V132H17ZM71 133H73V132H71V130H70V134ZM88 133V132H87ZM91 133H93V132H91ZM91 133H89V134H91ZM99 133V132H98ZM101 133H102V131H101ZM104 133V134H105ZM114 133H116V130H115V132ZM113 133V134H114ZM217 133V132H216ZM215 133V134H216ZM64 134V133H63ZM67 134V133H66ZM95 134V133H94ZM94 134L92 135V137L94 136ZM105 134V135H106ZM110 134V137H111V134L112 133H109ZM112 134V135H113ZM117 134V133H116ZM148 134V133H147ZM212 134V133H211ZM215 134L213 135V136H215ZM220 134V133H219ZM53 135H55V133L53 134ZM52 135V137H54ZM59 135H62L61 133L59 134ZM59 135H56V136H58L59 137ZM69 135V134H68ZM85 135V134H84ZM96 135V134H95ZM119 134H117L116 135V137L118 136ZM136 135V134H135ZM1 136V135H0ZM64 136H66V135H64ZM63 136V137H64ZM96 136H98V135H96ZM100 136V135H99ZM114 136V135H113ZM112 136V137H113ZM140 136V135H139ZM143 136H145V135H143ZM155 136V134H154V132L152 133V132H150V134H148V136H147V138H143V140L142 139H139V141L140 140H142L143 142H142V144H143V148H145V150H146V152H151L152 151V146L153 145H151V140L153 139V137ZM211 136V135H210ZM57 137V138H58ZM62 137V138H63ZM69 137V136H68ZM73 137L74 138H72L73 140L75 139V135H73ZM90 137V136H89ZM89 137H84V138H88L89 139ZM101 137H105V136H101ZM140 137H142V136H140ZM162 137H164V136H162ZM212 137V136H211ZM50 138V137H49ZM60 138V137H59ZM91 138V137H90ZM96 138V137H95ZM115 138V137H114ZM137 138H139L138 136H137ZM1 139V138H0ZM46 139H47V137H46ZM64 139V138H63ZM62 139V141H65V139H66V137H65V139L63 140ZM68 139V138H67ZM71 139V140H72ZM92 139V138H91ZM93 139H94V137H93ZM97 139H98V137H97ZM101 139V138H100ZM99 139V140H100ZM109 139V138H108ZM212 139V138H211ZM2 140V139H1ZM45 140V139H44ZM48 140V139H47ZM57 141H58V139H56ZM60 140V139H59ZM69 140V139H68ZM70 140V141H71ZM72 140V141H73ZM76 141H78L77 139H75ZM75 140L73 141V142H75ZM85 140V139H84ZM84 140H83V142H84ZM102 140H105V139H102ZM102 140H101V142H102ZM137 140V139H136ZM217 139H215V141H216ZM42 141V140H41ZM48 141H50V140H48ZM52 141H54V138L53 139H51V141L50 142H52ZM69 141V142H70ZM91 141V140H90ZM95 141H98V140H96L95 139ZM111 141V140H110ZM215 141H212V143L213 142H215ZM35 142H37V141H35ZM45 142V141H44ZM55 142V141H54ZM59 142V141H58ZM67 142V141H66ZM79 142V141H78ZM77 142V143H78ZM88 142H89V140H88ZM93 142V141H92ZM92 142H91V144H92ZM217 142V141H216ZM61 143V142H60ZM63 143V142H62ZM71 143V146H72V142H70ZM95 143V142H94ZM97 143V142H96ZM98 143H99V141H98ZM107 143H109V141H107ZM140 143H141V141H140ZM159 143V144H160ZM36 144V143H35ZM42 144H43V142H42ZM67 144H69L68 142H67ZM83 144V146L85 145L84 143H82ZM81 144V145H82ZM215 144H218V143H215ZM5 145V144H4ZM38 145V144H37ZM37 145H36V147H37ZM41 145V144H40ZM45 144H43V146H44ZM49 145H50V143H49ZM55 145V144H54ZM53 145V146H54ZM62 145V144H61ZM60 145V146H61ZM77 145V144H76ZM80 145V144H79ZM79 145H77V146H79ZM88 145H90V144H88ZM103 145H105V144H103ZM109 145V144H108ZM39 146V145H38ZM51 146V145H50ZM50 146H47L46 145V147L48 148H50ZM53 146H51V148L53 147ZM65 147H66V144L64 145ZM63 146V147H64ZM87 146V145H86ZM91 146V145H90ZM92 146H94V144L92 145ZM98 146V145H97ZM99 146H100V143H99ZM109 146H111V145H109ZM140 146V145H139ZM40 147V146H39ZM38 147V148H39ZM57 147H58V145H57ZM57 147H56V149H57ZM70 147V146H69ZM88 147V146H87ZM101 147L103 148V146H102V144H101ZM164 147V148H165ZM170 147V146H169ZM9 148H11L10 146H9ZM7 146H5V147H3V149H4V152H3V155L2 156H4L9 162L11 161V160H13L12 158L13 157H11V156H13V155H11L10 154V149H9ZM55 148V146L52 148V149H54ZM60 148V150H61V147H59ZM58 148V149H59ZM71 148V147H70ZM73 148H75V147H73ZM77 148V147H76ZM80 148V147H79ZM82 148V147H81ZM89 148V147H88ZM93 148V147H92ZM101 148V149H102ZM107 148V147H106ZM110 148V147H109ZM51 149V150H52ZM72 149V148H71ZM83 149V148H82ZM84 149H85V147H84ZM90 149H91V147H90ZM89 149V150H90ZM94 149V148H93ZM97 149V148H96ZM217 149H218V147H217ZM51 150H49L48 152H50ZM67 150H68V147H67ZM80 150V149H79ZM88 150V149H87ZM142 150V149H141ZM174 150V151H175ZM53 151L54 150H52V153H53ZM58 151V150H57ZM64 151H66V149L64 150ZM77 151H78V148H77ZM83 151V150H82ZM86 150H84V152H85ZM96 152L98 151V150H95ZM94 151V152H95ZM143 151V150H142ZM25 152V151H24ZM47 152V151H46ZM54 152H56V150L54 151ZM67 152H69V151H67ZM76 152V151H75ZM80 152L81 151H79L78 153L80 154ZM91 152V151H90ZM96 152H95V154H96ZM28 153H29V151H28ZM27 153V154H28ZM70 153V152H69ZM74 153V152H73ZM89 153V152H88ZM88 153H87V155H88ZM20 154V153H19ZM30 154V153H29ZM35 154V153H34ZM44 154V153H43ZM42 154V155H43ZM51 154V153H50ZM56 154V153H55ZM60 154H61V152H60ZM63 154V153H62ZM74 154H76V153H74ZM74 154H72V156L74 155ZM84 154H86V153H84ZM94 154V153H93ZM94 154V155H95ZM32 155V154H31ZM30 155V156H31ZM36 155V154H35ZM77 155V154H76ZM81 156L83 155V154H80ZM20 156V155H19ZM38 156V155H37ZM44 156V155H43ZM45 156H47L46 154H45ZM53 156H55V155H53ZM57 156H60V155H57ZM57 156H56V158H57ZM71 156V153H70V157H72ZM81 156H79V157H81ZM88 156H90V154L88 155ZM145 156H146V154H145ZM162 156V155H161ZM160 156V157H161ZM219 156V155H218ZM25 157H27V156H25ZM29 157V156H28ZM32 157H33V155H32ZM52 157V156H51ZM62 157V156H61ZM63 157H64V155H63ZM65 157H68V156H66V154H65ZM74 157H76L75 155H74ZM73 157V158H74ZM78 157V156H77ZM78 157V158H79ZM90 157H92V156H90ZM94 157V156H93ZM166 157V156H165ZM18 158V157H17ZM35 157H33V158H30V160L31 159H33V160H35L34 159ZM39 159H42V158H40V156L38 157ZM50 158V157H49ZM56 158H54V159H56ZM83 158V157H82ZM85 158H87L86 157V155H85ZM89 158V157H88ZM218 158V157H217ZM26 159V158H25ZM51 159V158H50ZM64 159H66V158H64ZM72 159V158H71ZM70 159V160H71ZM80 159V158H79ZM84 159V158H83ZM91 159V158H90ZM94 158H92L91 159V161L93 160ZM154 159V158H153ZM158 159H160V158H158ZM157 159V161H160V160H158ZM161 159H162V157H161ZM3 160V159H2ZM27 161H29L28 159H26ZM32 160V161H33ZM63 160V159H62ZM68 160V159H67ZM74 160V159H73ZM81 160V159H80ZM79 160V161H80ZM152 160V159H151ZM7 161V162H8ZM32 161H30V162H32ZM36 161H38V160H36ZM47 161V160H46ZM52 161V160H51ZM54 161V160H53ZM58 161V160H57ZM61 161V160H60ZM60 161H58V162H60ZM69 161V160H68ZM75 161V160H74ZM87 161V160H86ZM84 162V164H85V166L86 167H88L89 166V164H88V162L90 161H88V162ZM90 161V162H91ZM157 161H155V162H157ZM3 162V161H2ZM35 162V161H34ZM47 162H49L50 163V161H49V159H48V161ZM46 162V163H47ZM70 162V161H69ZM69 162H68V165H69ZM81 162H83V161H81ZM89 162V163H90ZM154 162V161H153ZM170 162V161H169ZM62 163V162H61ZM64 163V162H63ZM65 163H67V161H65ZM71 163V162H70ZM76 163V162H75ZM75 163H73V164H75ZM87 163V164H86ZM94 163V162H93ZM152 163V162H151ZM158 163V162H157ZM4 164V163H3ZM37 164H39L38 162H37ZM36 164V165H37ZM45 164V163H44ZM52 164H53V162H52ZM218 164V163H217ZM31 165V164H30ZM34 165V164H33ZM32 165V166H33ZM43 165V164H42ZM46 165V164H45ZM57 165V164H56ZM63 165V164H62ZM65 165V164H64ZM67 164L65 165V166H68ZM77 165H79L80 166V164H78V161H77V163L75 164V166H77ZM82 165V164H81ZM88 165V166H87ZM141 165V166H142ZM37 166H39V165H37ZM36 166V168H38ZM59 166V165H58ZM75 166H73L74 168H75ZM78 166V167H79ZM84 166V167H85ZM101 166V165H100ZM161 166H162V164H161ZM42 167V166H41ZM48 167V166H47ZM50 167H51V165H50ZM50 167H49V171H50ZM55 167V166H54ZM63 167V166H62ZM71 167H72V165H71ZM72 167V168H73ZM91 167V166H90ZM93 167V166H92ZM91 167V168H92ZM33 168H34V166H33ZM33 168H31L30 167V169L32 170ZM52 168V167H51ZM65 168V167H64ZM77 168V167H76ZM80 168V167H79ZM78 168V169H79ZM82 168V167H81ZM81 168H80V170H81ZM91 168H89V169H91ZM46 169H48V168H46ZM52 169H54V168H52ZM51 169V170H52ZM56 169H57V167H56ZM61 169V168H60ZM67 169V168H66ZM71 169V168H70ZM77 169V170H78ZM95 169H96V167H95ZM100 169V168H99ZM98 169V170H99ZM141 169H142V167H141ZM30 170V171H31ZM34 170H35V168H34ZM40 170V169H39ZM43 170V169H42ZM64 170V169H63ZM68 170V169H67ZM74 170V169H73ZM72 170V171H73ZM77 170H75V171H73V172H76ZM84 170H85V168H84ZM161 170V169H160ZM47 171V170H46ZM55 171V170H54ZM54 171H52V176H53V172ZM61 171V170H60ZM65 171V170H64ZM86 171V170H85ZM100 171V170H99ZM63 172V171H62ZM77 172H79V171H77ZM82 172H84V171H82ZM95 172V171H94ZM98 172V171H97ZM96 172V173H97ZM101 172H102V170H101ZM108 172V171H107ZM34 173V172H33ZM37 173V172H36ZM39 173V172H38ZM46 173V172H45ZM50 173V172H49ZM56 173V172H55ZM54 173V174H55ZM69 173V172H68ZM88 173V172H87ZM91 173V172H90ZM96 173H95V175H96ZM143 173V172H142ZM39 174H41V173H39ZM43 174V173H42ZM71 174V173H70ZM69 174V175H70ZM77 174H80V172L79 173H77ZM84 174V173H83ZM82 173H81V178H82V175H83ZM218 174H219V172H218ZM220 174H222V173H220ZM219 174V175H220ZM36 175H38V174H36ZM61 175V174H60ZM64 175H66L67 176V174H66V172H65V174ZM72 175V174H71ZM76 175V174H75ZM87 175V174H86ZM88 175H90L89 173H88ZM93 175V174H92ZM146 175V174H145ZM48 176L50 177L51 176V173H50V175L48 174ZM47 176V174H46V177H48ZM58 176V178H59V175H57ZM78 176V175H77ZM97 176H99V174H97ZM97 176H95V177H97ZM140 176H141V174H140ZM54 177V176H53ZM52 177V178H53ZM62 177H65V176H62ZM72 177H73V175H72ZM76 177V176H75ZM79 177V176H78ZM78 177H76V180L78 179ZM83 177H85V176H83ZM87 177V176H86ZM90 177H91V175H90ZM92 177H94V175L92 176ZM19 178V177H18ZM18 178H17V180H18ZM52 178H51V180H52ZM71 178V177H70ZM74 178V177H73ZM81 178H79L80 180H81ZM20 179V178H19ZM49 179V178H48ZM63 179V178H62ZM78 179V180H79ZM94 179V178H93ZM92 179V180H93ZM97 179H98V177H97ZM96 179V180H97ZM141 179H142V177H141ZM143 179H144V177H143ZM147 179V178H146ZM222 179H224V177L222 178ZM54 180V179H53ZM58 179H56V176H55V181H57ZM65 180V179H64ZM63 180V182H64V184H65V181ZM74 180V179H73ZM73 180L71 181V180H68V181H71V182H73ZM83 180H84V178H83ZM86 180V179H85ZM88 180V179H87ZM92 180H91V182H92ZM150 180V179H149ZM47 181V180H46ZM60 181H62V180H59V183H60ZM82 181V180H81ZM81 181H79L80 182V186H81ZM159 181V182H158ZM224 181V180H223ZM14 182H15V180H14ZM53 182V181H52ZM67 182V181H66ZM85 182V181H84ZM19 183V182H18ZM51 183V182H50ZM50 183H49V185H50ZM54 183V182H53ZM57 183V182H56ZM69 183V182H68ZM73 183H76V182H73ZM14 184V183H13ZM52 184V183H51ZM58 184V183H57ZM77 185H78V183H76ZM93 184H94V182H93ZM96 184V183H95ZM185 184H187L188 185V188L187 189H185L184 190V188H183V186L185 185ZM16 185V184H15ZM14 185V186H15ZM25 185V184H24ZM49 185H48V188H49V190H51L50 189V187H49ZM60 185H61V183H60ZM66 185V184H65ZM68 185V184H67ZM72 185V184H71ZM70 185V186H71ZM76 185V186H77ZM19 186V185H18ZM17 186V187H18ZM20 186H21V183H20ZM51 186V185H50ZM53 186H54V184H53ZM58 186H59V184H58ZM69 186V187H70ZM92 186V185H91ZM12 187V186H11ZM25 187V186H24ZM55 187H57V186H55ZM79 187V186H78ZM99 187V186H98ZM21 188V187H20ZM19 188V189H20ZM52 188V187H51ZM92 188H93V186H92ZM95 188H97L96 187V185H95V187H94V189ZM15 189V188H14ZM19 189H17L18 191H19ZM54 189V188H53ZM74 189H76V188H74ZM78 189V188H77ZM76 189V190H77ZM93 189V190H94ZM97 189H99V188H97ZM96 189V190H97ZM21 190V189H20ZM71 190H73V185H72V187L70 188V192H71ZM13 191V190H12ZM12 191H11V193H12ZM56 191V190H55ZM77 191H79V190H77ZM151 191H152V189H151ZM21 192V191H20ZM49 192V191H48ZM58 192V191H57ZM62 192V191H61ZM76 192V191H75ZM153 192V191H152ZM1 193V192H0ZM59 193V192H58ZM80 193V192H79ZM10 194V191H9V193H8V195ZM14 194V193H13ZM13 194H11L12 196L11 197H13ZM17 194V193H16ZM23 194V193H22ZM49 194V193H48ZM61 194V193H60ZM72 195H73V192L71 193ZM78 194V193H77ZM8 195H7V197H8ZM50 196H51V194H49ZM55 195V194H54ZM59 195V194H58ZM6 196V195H5ZM75 196H76V194H75ZM74 196V197H75ZM156 196V195H155ZM3 198L2 199H4L5 201H6V198L4 197V196H2ZM51 197H53V196H51ZM156 197V198H157ZM9 198H10V196H9ZM57 198H59V196H57ZM72 198V197H71ZM77 197H75V199H76ZM2 199H1V201H2ZM8 199V198H7ZM10 199H12V198H10ZM18 199H20L21 200V198H18ZM99 199V198H98ZM120 199L122 200V199H124V197H120ZM52 200V199H51ZM50 200V201H51ZM59 200V199H58ZM101 200V199H100ZM121 200H120V203H121ZM142 200V199H141ZM160 200V201H161ZM0 201V202H1ZM23 201V200H22ZM53 201H55V199L53 200ZM57 201V200H56ZM55 201V202H56ZM8 202H9V200H8ZM12 202V201H11ZM55 202H53V204H56ZM114 202V201H113ZM2 203H4V202H2ZM1 203V204H2ZM7 203V202H6ZM21 203H23V202H21ZM25 203V202H24ZM52 203V202H51ZM59 203V202H58ZM73 203V202H72ZM118 203V202H117ZM122 203H123V200H122ZM127 203V202H126ZM158 203V202H157ZM136 204H138V205H136V206H132L133 208L134 207H136V209L137 208H140L141 206H142V202L140 201H138V203H136ZM154 204V203H153ZM5 205V203L3 204V206ZM21 205V204H20ZM59 205H60V203H59ZM94 205V204H93ZM97 205V204H96ZM114 205V204H113ZM116 205V204H115ZM155 205H157V204H155ZM164 205V204H163ZM1 206V205H0ZM9 206V205H8ZM25 206V205H24ZM106 206V205H105ZM128 206H129V204H128ZM153 206V205H152ZM186 206H188V207H186ZM107 208L109 207V206H106ZM106 207H104V208H106ZM116 207V206H115ZM119 208H120V206H118ZM117 207V208H118ZM123 207V206H122ZM130 207H131V205H130ZM158 207V206H157ZM163 207H165V206H163ZM180 207V206H179ZM21 208V207H20ZM63 208V207H62ZM96 208H98V206L96 207ZM106 208V209H107ZM116 208V209H117ZM117 209V210H120V209ZM124 208H125V205H124ZM127 208V207H126ZM165 208H167V207H165ZM171 207H169V209H170ZM174 208V207H173ZM184 208V209H185ZM2 209V208H1ZM64 209V208H63ZM82 209V208H81ZM80 209V210H81ZM111 209H115L114 208V206H113V208H111ZM110 209V210H111ZM135 209V210H136ZM153 209V208H152ZM158 209V208H157ZM160 209H161V207H160ZM177 209H178V207H177ZM182 209V208H181ZM192 208H190V210H191ZM66 210V209H65ZM98 210H99V208H98ZM129 210V209H128ZM135 210H133V212H134V214H135ZM163 210H164V208H163ZM163 210H161L160 212L162 213V212H164ZM190 210H189V213H190ZM2 211V210H1ZM3 211H5L4 209H3ZM3 211H2V214L4 215V213H3ZM64 211V210H63ZM70 211V210H69ZM112 211V210H111ZM132 211V210H131ZM156 211V210H155ZM170 211V210H169ZM168 210H167V212H169ZM184 211V212H185ZM7 212V211H6ZM5 212V213H6ZM76 212H77V209H76ZM75 212V213H76ZM82 212V211H81ZM120 212V211H119ZM121 212H123V209L121 210ZM153 212H154V210H153ZM160 212H158L159 214H160ZM9 213V212H8ZM104 213V212H103ZM110 213V212H109ZM129 213H130V211H129ZM129 213L127 212L126 213V211H125V213L124 214H119V215H116V214H114V213H112L113 215H115V216H111L110 218H109V224L108 225H110V223L111 222H113L114 220L115 221H122V220H126V219H131V215L129 216ZM155 213H157V212H155ZM186 213V212H185ZM7 214V213H6ZM54 214V213H53ZM52 214V215H53ZM73 214V213H72ZM77 214H79L78 212H77ZM76 214V215H77ZM105 214H106V211H105ZM112 214H110V215H112ZM130 214H132V212L130 213ZM151 214H152V212H151ZM163 214V213H162ZM165 215H166V213H164ZM163 214V216L165 217V215ZM170 214V213H169ZM188 214V213H187ZM8 215V214H7ZM51 215V216H52ZM62 215V214H61ZM69 215H71V214H69ZM75 215V214H74ZM73 215V216H74ZM103 215V214H102ZM108 215V214H107ZM6 216V215H5ZM55 216V215H54ZM81 216V215H80ZM106 216V215H105ZM128 216V217H127ZM133 216V215H132ZM148 216H150V215H148ZM152 216V218H155L154 217V215H151ZM150 216V217H151ZM158 216V215H157ZM159 216H162V215H159ZM70 217V216H69ZM85 217V216H84ZM103 219H104V217L103 216H101ZM99 218V220L100 219H102V218ZM108 217H109V215H108ZM108 217H107V219H108ZM149 217V218H150ZM169 217V216H168ZM9 218V217H8ZM7 217H6V219H8ZM54 218V217H53ZM74 218V217H73ZM94 218V217H93ZM149 218H147V219H149ZM158 218V217H157ZM157 218H155V220H157ZM163 218V217H162ZM161 218V219H162ZM167 218V217H166ZM11 220H12V217L10 218ZM88 219V218H87ZM96 219V218H95ZM146 219V220H147ZM160 219V218H159ZM1 220H3V219H1ZM86 220V219H85ZM91 222H92V217H91ZM106 220V219H105ZM155 220H153V222H154V224H147L146 226H148V229H149V231H151V232H154V231H156L157 229H156V227L158 226L156 223H158V222H155ZM5 221V220H4ZM14 221V220H13ZM95 221V220H94ZM97 221V220H96ZM95 221V222H96ZM103 221V220H102ZM149 221H152V220H150L149 219ZM149 221H148V223H149ZM8 222H9V220H8ZM15 222V221H14ZM79 222V221H78ZM78 222H75L74 221V223H73V226H75L74 224H76V223H78ZM84 222H86V221H84ZM98 222V221H97ZM96 222V223H97ZM100 222V221H99ZM104 222V221H103ZM125 222V221H124ZM130 222V221H129ZM144 222V221H143ZM142 222V223H143ZM152 222V223H153ZM3 223V222H2ZM10 223H13L12 221H10ZM145 223H146V221H145ZM144 223V224H145ZM4 224H5V222H4ZM6 224H8V223H6ZM63 224V223H62ZM66 224V223H65ZM87 224V223H86ZM111 224H113V223H111ZM14 225V224H13ZM13 225H12V227H13ZM68 224H66V226H67ZM71 227H73L72 226V223L71 224H69ZM81 225V224H80ZM105 225H106V223H105ZM105 225H103L102 226V224H100V227H99V229H98V231H97V233L96 234H94V236L93 237H91V234H89V233H86V234H89L90 235V237H91V239H89L92 243H94V244H97V245H99L100 243H101V241H102V238H103V235H104V233H105V231L107 230L106 229V227H105ZM134 225V224H133ZM138 225V224H137ZM7 226V225H6ZM15 226V225H14ZM58 226L60 227V228H63L62 227V225H59L58 224ZM57 226V227H58ZM63 226H64V224H63ZM66 226H64L65 228H67ZM78 225H76L75 227H77ZM83 226V225H82ZM82 226H80V228L82 227ZM86 226V225H85ZM84 226V227H85ZM89 226V225H88ZM111 226V225H110ZM141 226V225H140ZM195 226V225H194ZM8 227V226H7ZM68 228V229H65L64 228V230L63 229H60V228H58L59 230H60V232H61V230H62V234L59 232L58 234H61V237H62V240L63 241H65L66 242V244H68V243H71V245H70V247L69 248H67V251H68V255H69V258H70V260H69V264H86L85 262H83V260H82V262H77V263H75L74 262V259L76 258V257H78V255H79V257H81V252H80V250H81V247H82V245L84 246V239H85V232L83 231V230H81V229H76V228ZM92 227V226H91ZM107 227H109V226H107ZM131 227V226H130ZM134 227V226H133ZM13 228H15V227H13ZM12 228V229H13ZM115 228V227H114ZM138 228V227H137ZM8 229V228H7ZM85 229V228H84ZM92 229H95V228H92ZM147 229V228H146ZM147 229V230H148ZM156 229V230H155ZM9 230V229H8ZM15 230V229H14ZM57 230V229H56ZM86 230V229H85ZM90 230H91V228H90ZM101 230V231H100ZM119 230H121V229H119ZM127 230V229H126ZM125 229H124V231H126ZM129 230V229H128ZM135 230H136V228H135ZM140 230H142V228H140ZM146 230V231H147ZM17 231H19V230H17ZM116 231V230H115ZM131 231H132V229H131ZM130 231V232H131ZM10 232V231H9ZM55 232H57V231H55ZM92 232H94L93 230H92ZM121 232H122V230H121ZM132 232H134V230L132 231ZM136 232V231H135ZM138 233H139V231H137ZM14 233H15V231L14 232H12V236H13V239H14V241H13V246L12 247H14L13 249H14V255H15V257H16V259H17V261H18V264H31V261H29V260H32V257H31V259H29V258H27L28 257V253H30V252H28L27 250L28 249H26V251L28 252V253H24V251H25V248H23V247H21V244H20V242H18V241H15V238H14ZM124 233L125 232H123L122 234H123V236H124ZM145 233V232H144ZM92 234V235H93ZM115 234V233H114ZM128 234H130V233H128ZM134 234V233H133ZM141 234H143V232L142 233H140L139 235H141ZM16 235V234H15ZM17 235H18V233H17ZM54 235H56V234H54ZM139 235H138V237H139ZM8 236V235H7ZM51 236V235H50ZM49 236V237H50ZM53 236V235H52ZM113 236V235H112ZM122 236V235H121ZM135 236H137V234L136 235H134V237ZM59 237V236H58ZM57 237V238H58ZM130 237V236H129ZM9 238V237H8ZM10 238H11V236H10ZM9 238V239H10ZM19 238H20V235H19ZM51 238H54V237H50V239ZM60 238V237H59ZM58 238V239H59ZM115 238V237H114ZM118 238H121V237H117V239ZM131 238V237H130ZM140 238H142V237H140ZM49 239V238H48ZM56 239V238H55ZM111 239H112V237H111ZM122 239V238H121ZM129 239V238H128ZM44 240V239H43ZM47 240V239H46ZM57 240V239H56ZM61 240V241H62ZM88 240V241H89ZM123 240V242L121 243V246H122V249L124 250V251H128L129 252V250L130 251H133L134 249L136 250V247H134V246H132V244L134 243V240H133V238L131 239V240H129V241H127V239H126V237L125 238H123L122 239ZM133 240V241H132ZM135 240H136V238H135ZM138 241H139V239H137ZM141 240V239H140ZM145 240H146V236H145ZM193 240L194 241H196V243H197V245H198V250L203 254V256H204V262H205V264H235V262L234 261H229L228 259H226V258H223V257H220V256H217L216 255V253H217V251L215 250V248H216V239H215V236H214V234L211 232V230H210V228L209 227H205V230H202V229H199L198 231H195V233H194V235H193ZM10 240H8L7 242H9ZM45 241V240H44ZM50 241V240H49ZM52 241V240H51ZM55 241V240H54ZM53 241V242H54ZM111 241V240H110ZM116 241V240H115ZM142 241H143V239H142ZM64 242V243H65ZM112 242H113V240H112ZM135 242H137V241H135ZM143 242H145V241H143ZM142 242V243H143ZM43 243H45V247L46 246H48V245H46L47 244V242H43ZM49 243V242H48ZM52 243V242H51ZM54 243H56V241L54 242ZM62 243V242H61ZM90 243V242H89ZM111 243V242H110ZM114 243H116V242H114ZM117 243H118V241H117ZM141 243V244H142ZM57 244V243H56ZM144 244H146V243H144ZM10 245H11V242H10ZM63 245V244H62ZM62 245H60V246H62ZM92 245V244H91ZM23 246V245H22ZM39 246V245H38ZM41 246V248H42V244L40 245ZM39 246V247H40ZM53 246V245H52ZM51 246V247H52ZM87 246V245H86ZM102 246V245H101ZM109 246V245H108ZM115 246V245H114ZM137 246V245H136ZM142 246V245H141ZM140 246V247H141ZM38 247V248H39ZM44 247V246H43ZM58 247V246H57ZM63 247V246H62ZM61 247V248H62ZM65 247H67V245L65 246ZM93 247V246H92ZM95 247V246H94ZM111 247V246H110ZM109 247V248H110ZM117 247V246H116ZM83 248V247H82ZM98 248V247H97ZM113 248V247H112ZM118 248H119V246H118ZM132 248V249H131ZM137 248H138V246H137ZM11 249V248H10ZM34 249V248H33ZM32 249V250H33ZM49 249V248H48ZM47 249V250H48ZM64 249V248H63ZM84 249V248H83ZM105 249V248H104ZM142 249V248H141ZM24 250V251H23ZM30 250V249H29ZM37 250V249H36ZM39 250V249H38ZM51 250V249H50ZM53 250H54V248H53ZM52 250V251H53ZM56 250H58V251H61V250H59V248L57 249L56 248ZM84 250H86V248L84 249ZM114 250H116V249H114ZM138 250V249H137ZM136 250V251H137ZM143 250V249H142ZM34 251V250H33ZM33 251H32V253H33ZM42 251V250H41ZM110 251H111V248H110ZM117 251V250H116ZM120 251H121V255H123L124 254V252H123V254H122V250H121V247H120ZM136 251H134V252H136ZM216 251V252H215ZM51 252V251H50ZM49 252V253H50ZM55 252V251H54ZM57 252V251H56ZM56 252L54 253V255L56 254ZM108 252V251H107ZM112 252V251H111ZM138 252V251H137ZM42 253V252H41ZM43 253H45L44 251H43ZM47 253H48V251H47ZM52 253L53 252H51V255H52ZM65 253V252H64ZM67 253V252H66ZM82 253H84V252H82ZM112 253H114V252H112ZM127 253V252H126ZM125 253V254H126ZM132 253V252H131ZM131 253H129V254H131ZM141 253H143V252H140V250H139V255L141 254ZM13 254V253H12ZM11 254V255H12ZM34 255H35V253H33ZM57 254H59V253H57ZM78 254V255H77ZM109 254H110V252H109ZM118 252H117V256H118ZM137 254V253H136ZM14 255H13V257H14ZM27 255V256H26ZM37 255V254H36ZM41 255V254H40ZM45 255H46V253H45ZM44 255V256H45ZM51 255H50V257H51ZM86 255H87V253H86ZM90 255V254H89ZM112 254H110V256H111ZM120 255V254H119ZM132 255V254H131ZM30 256V255H29ZM57 256V255H56ZM62 256V255H61ZM82 256H84V255H82ZM96 256V259H97V257H99L98 255H95ZM94 256V257H95ZM115 256V258L114 259H116V255H114ZM125 256V255H124ZM129 256V255H128ZM142 256V255H141ZM12 257V258H13ZM14 257V258H15ZM36 257V256H35ZM38 257H40V256H38ZM46 258H48L47 257V255L45 256ZM64 257V256H63ZM93 257V258H94ZM104 257V256H103ZM144 257V256H143ZM34 258V257H33ZM55 258V257H54ZM53 258V255H52V259H54ZM57 258V257H56ZM62 258V257H61ZM60 258V259H61ZM84 258V257H83ZM90 258V257H89ZM88 258V259H89ZM118 258H119V256H118ZM122 258V257H121ZM126 258V257H125ZM130 258V257H129ZM6 259V258H5ZM7 259H8V257H7ZM39 259V258H38ZM57 259H59V257L57 258ZM56 259V260H57ZM91 259V258H90ZM96 259H93V261L94 260H96ZM100 259V258H99ZM98 259V260H99ZM103 259V258H102ZM105 259H106V257H105ZM132 259V258H131ZM9 260V259H8ZM14 260V259H13ZM34 260V263L36 264V261H37V258L35 259H33ZM32 260V261H33ZM36 260V261H35ZM42 261L44 260L43 258L41 259ZM49 259H47V261H48ZM66 260H68V259H66ZM65 260V261H66ZM80 260V259H79ZM85 260H87V258L85 257ZM92 260V259H91ZM97 260V261H98ZM101 260V259H100ZM123 260V259H122ZM39 261V260H38ZM46 261V259L44 260V262ZM50 261V260H49ZM48 261V262H49ZM54 261V260H53ZM52 261V263H51V261H50V263L51 264H59V263H57L56 261L55 262H53ZM64 261V262H65ZM88 261H90V260H88ZM102 261V260H101ZM110 261H111V259H110ZM112 261H113V259H112ZM124 261V260H123ZM125 261H128V260H125ZM134 261V260H133ZM133 261H132V263H133ZM64 262H62V264L64 263ZM68 262V261H67ZM95 262V261H94ZM104 262V261H103ZM102 262V263H103ZM106 262V261H105ZM121 261H119V263H120ZM129 262V261H128ZM9 263H11V262H9ZM33 263V262H32ZM33 263V264H34ZM90 263V262H89ZM98 263V262H97ZM116 263H117V261H116ZM125 263V262H124ZM137 263V262H136ZM8 264V263H7ZM38 264V263H37ZM46 264V263H45ZM49 264V263H48ZM61 264V263H60ZM68 264V263H67ZM93 264V263H92ZM96 264V263H95ZM122 264V263H121ZM130 264V263H129ZM142 264V263H141Z\"/></svg>",
    "mask_w": 264,
    "mask_h": 264
}]
</instances>
